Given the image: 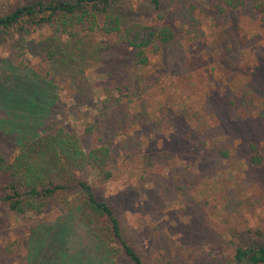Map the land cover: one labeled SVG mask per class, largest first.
Returning a JSON list of instances; mask_svg holds the SVG:
<instances>
[{"label":"rangeland","instance_id":"obj_1","mask_svg":"<svg viewBox=\"0 0 264 264\" xmlns=\"http://www.w3.org/2000/svg\"><path fill=\"white\" fill-rule=\"evenodd\" d=\"M37 1L0 0V13ZM120 1L126 23L171 25L176 34L130 72L123 58L105 54L104 42L122 43L118 35L85 34L78 45L38 26L0 37V95L7 97L0 99V153L12 159L20 134L59 127L78 134L85 150L108 145L111 179L80 175L115 210L143 260L224 261L251 230H264L261 15L249 1L237 8L224 0H159V8ZM232 99L227 124L219 103ZM0 264L132 263L120 241H104L55 200L42 214H18L0 201Z\"/></svg>","mask_w":264,"mask_h":264},{"label":"trees","instance_id":"obj_2","mask_svg":"<svg viewBox=\"0 0 264 264\" xmlns=\"http://www.w3.org/2000/svg\"><path fill=\"white\" fill-rule=\"evenodd\" d=\"M152 1L159 8V0ZM247 1L260 13L264 25V0H224V3L237 8L244 6ZM120 2L39 0L31 4H18L0 13V37L10 32L28 35L33 27L38 26L51 27L58 36H67L75 44L80 41L84 43L83 38L94 32L118 35L122 43L116 46L113 42H104L103 46L108 50L105 54L115 61L123 58L130 72L137 66L147 65L149 53L160 51L176 34L171 25L158 28L138 21L126 23L119 8ZM96 48L102 46L96 45ZM9 66L17 70L14 65ZM1 79L0 93H4ZM0 99L6 100L7 97ZM233 104V99L228 106L219 103L223 107L219 109V114L223 115L222 119L227 124L233 118L230 110ZM259 116L264 120V108L259 111ZM175 127L179 128L180 124H175ZM224 131L213 135L214 140H219ZM180 134L187 141L189 133ZM207 136H203L201 143L207 140ZM17 140L19 151L12 159L0 153L1 202L18 214H42L57 200L70 211L78 212L81 220L93 224L104 241H120L132 264H147L124 237L115 210L106 201L99 199L89 179L80 175V172L91 170L96 172L100 183L111 179L113 172L108 167L111 148L108 145H96L85 150L81 137L63 127L43 135L35 131L29 135L23 133ZM223 154L227 156L228 152L223 151ZM77 191L78 196L70 198ZM250 233L249 241L237 246L232 257L212 264H264V230H251Z\"/></svg>","mask_w":264,"mask_h":264}]
</instances>
